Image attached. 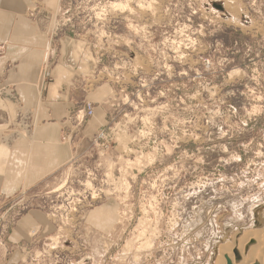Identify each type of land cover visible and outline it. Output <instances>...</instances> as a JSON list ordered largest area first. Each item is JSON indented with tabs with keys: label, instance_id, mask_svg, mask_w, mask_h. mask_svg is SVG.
<instances>
[{
	"label": "rangeland",
	"instance_id": "obj_1",
	"mask_svg": "<svg viewBox=\"0 0 264 264\" xmlns=\"http://www.w3.org/2000/svg\"><path fill=\"white\" fill-rule=\"evenodd\" d=\"M53 17L89 62L79 84L110 85L114 106L109 146L60 172L40 248L74 264H216L261 228L264 0H62ZM104 208L113 221L91 222Z\"/></svg>",
	"mask_w": 264,
	"mask_h": 264
},
{
	"label": "crops",
	"instance_id": "obj_2",
	"mask_svg": "<svg viewBox=\"0 0 264 264\" xmlns=\"http://www.w3.org/2000/svg\"><path fill=\"white\" fill-rule=\"evenodd\" d=\"M61 1L0 0V223L25 208L0 237V264H74L73 255L55 259L61 254L40 248L52 232L46 211L58 198L60 172L100 154L94 137L112 120L111 86L80 85L89 63L70 36L49 27ZM88 103L94 115L79 125L76 112ZM24 119L30 133L18 136Z\"/></svg>",
	"mask_w": 264,
	"mask_h": 264
},
{
	"label": "bare ground",
	"instance_id": "obj_3",
	"mask_svg": "<svg viewBox=\"0 0 264 264\" xmlns=\"http://www.w3.org/2000/svg\"><path fill=\"white\" fill-rule=\"evenodd\" d=\"M124 3L119 4L116 2L113 4H115L114 5L115 7L118 6V7L122 8V11H124V10H126L125 9L126 6H124ZM125 5H127V4H125ZM115 7H114V9H115ZM129 8H130V6H129ZM90 57H91V55H90ZM105 210H106V208L100 210L99 212H97V211L93 212L90 216L91 220L96 221V222L97 221H101V222L102 221H105V222L113 221L112 216L109 215L110 213L106 212ZM102 218H104V219H102ZM263 221H264V219H263ZM262 225H261V228H259L258 230L256 229L257 230L256 232L253 231V233L250 234V236L245 237L246 234H244L243 237L240 236V238L238 240L236 239L237 241L235 242V244L233 243L234 242L233 241L232 242L233 244L225 243L224 245H222L218 250V255L216 258V264H227V259H226L227 257L232 261L233 264H264V223ZM144 246L146 247V245H144ZM150 246H151V243H150ZM57 247L58 246H56L54 248H57ZM235 252H238L239 256L242 258V260H240L239 262L234 260V256H236ZM237 258H239V257L237 256Z\"/></svg>",
	"mask_w": 264,
	"mask_h": 264
},
{
	"label": "built area",
	"instance_id": "obj_4",
	"mask_svg": "<svg viewBox=\"0 0 264 264\" xmlns=\"http://www.w3.org/2000/svg\"><path fill=\"white\" fill-rule=\"evenodd\" d=\"M93 115H94V107H93V105L91 103H88L87 106H86V109L79 110V111L76 112V119L78 121V124L82 125L85 122L86 119L92 117ZM31 127H32L31 123L26 121V119L18 121L16 123V131H18L16 133V135L20 136L23 133V131H25L26 133H30ZM108 130H109V128H107V127L101 128L98 131V133L95 135L94 142H97V143L103 142L104 147H108L109 146ZM58 197H59V195H58ZM58 209H59V207L57 209H55L56 212H58L57 211ZM77 209H78V207L75 208L76 211H77ZM56 215L57 214H55L54 211L52 210V217L53 218L54 217L57 218Z\"/></svg>",
	"mask_w": 264,
	"mask_h": 264
},
{
	"label": "water",
	"instance_id": "obj_5",
	"mask_svg": "<svg viewBox=\"0 0 264 264\" xmlns=\"http://www.w3.org/2000/svg\"><path fill=\"white\" fill-rule=\"evenodd\" d=\"M219 7H221V6H219ZM235 255H236V257L237 256L239 257L238 252H235ZM226 259H227V264H233L232 261L228 257Z\"/></svg>",
	"mask_w": 264,
	"mask_h": 264
}]
</instances>
